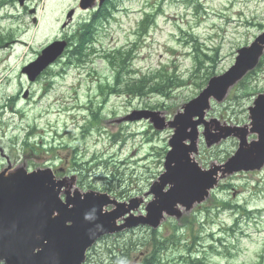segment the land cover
Wrapping results in <instances>:
<instances>
[{
	"label": "rangeland",
	"instance_id": "1",
	"mask_svg": "<svg viewBox=\"0 0 264 264\" xmlns=\"http://www.w3.org/2000/svg\"><path fill=\"white\" fill-rule=\"evenodd\" d=\"M12 1L13 8L0 10V34L14 35L8 49L0 51L1 149L5 148L7 154L13 149V168H43L49 156L25 158L22 144L12 146L11 141H24L27 132L37 129L60 126L65 130L64 126L75 119L85 125L86 133L80 129L82 135L71 126V135L65 136L63 143L69 153H79L81 164L88 163L84 187L105 190L112 197L121 195L124 201L153 199L148 192L163 172L173 135L172 129L158 131L147 120L129 122L127 115L151 109L172 120L199 95L209 79L232 66L241 47L250 45L264 32V0H115L114 20L99 24L102 27L96 34V53L76 67L69 64L73 60L69 50L97 6L81 11L79 0H28L25 9H33L38 19V25H34L33 15L21 13L18 0ZM71 10L74 16L68 21ZM146 14L152 17L147 30L136 33ZM67 21L69 27L63 29ZM56 39L70 41L68 51L37 83H30L22 68ZM137 41L131 67L137 76H150V84L161 85L164 92L142 98L123 93L104 101L98 86L106 81L111 85L115 74L104 52L129 50ZM94 51L88 50V54ZM205 55L215 58V63ZM198 58L203 60L199 72ZM166 76L180 78L181 83L169 84ZM239 86L232 87L222 102H212L208 120L215 118L222 126L232 127L250 124L248 107L258 93H264V61L248 78L247 89ZM26 90L29 97L24 99ZM89 107L100 109L93 129L85 119H90L84 109ZM202 131L195 157L204 169L225 162L238 149L235 138L208 149ZM37 138L32 140L38 142ZM256 138L249 135V141ZM82 152H86L85 157ZM3 167L0 158V171ZM145 206L135 216L145 215ZM180 210V219L166 217L157 230L139 227L103 238L91 261L143 264L154 255L157 264H192L196 260L204 264H264V167L219 179L218 187L202 204Z\"/></svg>",
	"mask_w": 264,
	"mask_h": 264
},
{
	"label": "water",
	"instance_id": "2",
	"mask_svg": "<svg viewBox=\"0 0 264 264\" xmlns=\"http://www.w3.org/2000/svg\"><path fill=\"white\" fill-rule=\"evenodd\" d=\"M95 1L82 0L81 7H91ZM99 1L102 4L105 0ZM65 46L64 42L49 46L40 58L24 71L33 79L63 52ZM263 48L264 35L250 48L240 50L235 66L226 74L213 78L208 88L185 107V113L179 114L175 121L170 123L171 127L176 128V132L170 142L173 150L167 156V173L160 189L169 183L174 188L168 195L155 192L161 197V206L152 204L149 207L151 218L147 223L158 226L163 211L179 215L174 208L176 204L182 203L190 208L195 201L204 199L207 189L216 183L213 176L221 167L202 172L190 158L189 153L196 151L197 127L204 123L209 98L214 96L221 100L228 88L257 64ZM251 114L254 119V131L260 134V142L246 148L247 131L238 130L242 134L240 149L223 166V173L260 169L264 164V96H260L255 102ZM137 116L150 117L156 128H165L164 120L154 114L144 113ZM195 117L199 120H194ZM189 129L191 132H188ZM234 131L226 128L221 129L219 134H213L208 129L205 134L208 145L218 142ZM186 140L191 141L190 146L184 144ZM41 179L44 180L37 181ZM57 186L60 188L61 183L57 185L43 172L27 175L18 171L10 176H6L5 172L0 174V257H6L10 264H71L82 240L96 235L108 218L100 215V209L106 202L92 196H86L82 201L78 198L68 200L67 203L75 205L72 209L68 204H61ZM56 212L58 215L54 216ZM68 222L73 225L67 226ZM44 241L48 242L47 245H44ZM37 246H42L43 250L35 254ZM81 254L82 252L79 253Z\"/></svg>",
	"mask_w": 264,
	"mask_h": 264
},
{
	"label": "trees",
	"instance_id": "3",
	"mask_svg": "<svg viewBox=\"0 0 264 264\" xmlns=\"http://www.w3.org/2000/svg\"><path fill=\"white\" fill-rule=\"evenodd\" d=\"M103 15L102 17L105 18V9H103V11L101 12ZM96 17V15H95ZM92 28V25H86V27L84 28L85 30H82V34L80 36V39H79V43H78V47H76L75 51L73 52V55L77 56V57H80L79 59H83V52H81V50L83 49L84 46H87V44H89L93 37H92V32L89 31V29ZM78 48H80V50H78ZM78 50V51H77ZM120 54H118V52L115 54V55H109L108 58L111 59V62L114 66L118 67L120 66V64L124 63V62H121L120 64H117L115 63L116 60H118V56ZM120 71H118L117 75V80L120 78ZM144 84H143V81H139L138 83H130V85L127 86V88L134 94H138V90L142 93V89Z\"/></svg>",
	"mask_w": 264,
	"mask_h": 264
}]
</instances>
